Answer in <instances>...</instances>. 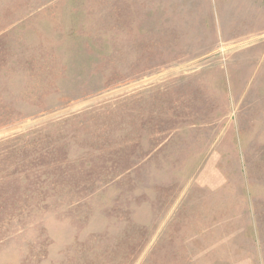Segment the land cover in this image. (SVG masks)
Wrapping results in <instances>:
<instances>
[{
	"label": "rangeland",
	"instance_id": "374dc122",
	"mask_svg": "<svg viewBox=\"0 0 264 264\" xmlns=\"http://www.w3.org/2000/svg\"><path fill=\"white\" fill-rule=\"evenodd\" d=\"M0 264H264V0H0Z\"/></svg>",
	"mask_w": 264,
	"mask_h": 264
}]
</instances>
